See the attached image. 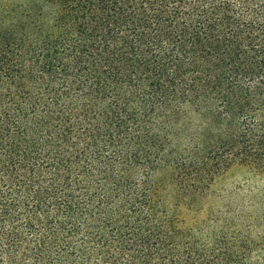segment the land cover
<instances>
[{
  "label": "trees",
  "instance_id": "16d2710c",
  "mask_svg": "<svg viewBox=\"0 0 264 264\" xmlns=\"http://www.w3.org/2000/svg\"><path fill=\"white\" fill-rule=\"evenodd\" d=\"M236 166L264 0H0V264H264V216L202 210Z\"/></svg>",
  "mask_w": 264,
  "mask_h": 264
},
{
  "label": "rangeland",
  "instance_id": "374dc122",
  "mask_svg": "<svg viewBox=\"0 0 264 264\" xmlns=\"http://www.w3.org/2000/svg\"><path fill=\"white\" fill-rule=\"evenodd\" d=\"M203 205L202 210L211 207L216 212L228 213L239 208L254 217L264 216V175L244 167H233L216 180ZM204 214L206 212L200 216ZM258 228L264 229V220Z\"/></svg>",
  "mask_w": 264,
  "mask_h": 264
}]
</instances>
